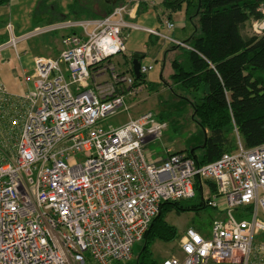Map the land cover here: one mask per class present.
Wrapping results in <instances>:
<instances>
[{"label": "built area", "instance_id": "2783aa9c", "mask_svg": "<svg viewBox=\"0 0 264 264\" xmlns=\"http://www.w3.org/2000/svg\"><path fill=\"white\" fill-rule=\"evenodd\" d=\"M128 8L65 24L81 28L83 36L69 35L56 56L35 58L27 93H10L0 82V264L126 263L162 205L193 199L197 180L205 196V181L216 184L208 204L220 205L224 198L225 215L206 235L187 229L182 256L171 255L163 264H264V245L257 241L264 234V145L249 147L235 126V152L213 163L199 165L172 150L153 160L147 144L162 139L168 128L154 112L114 130L100 126L138 90L132 74L106 65L127 52L130 32L147 30L127 21ZM261 11L263 20L252 24L257 35L264 32V6ZM174 26L166 23L169 30ZM7 30L0 52L17 49L30 36L18 35L12 24ZM152 68L142 63L141 74ZM111 82L113 89L104 94Z\"/></svg>", "mask_w": 264, "mask_h": 264}, {"label": "trees", "instance_id": "16d2710c", "mask_svg": "<svg viewBox=\"0 0 264 264\" xmlns=\"http://www.w3.org/2000/svg\"><path fill=\"white\" fill-rule=\"evenodd\" d=\"M126 4V0H71L67 16H74L76 21L101 20L110 16L116 7ZM263 6L264 0H163L166 17L159 20L162 26L166 19L171 20L182 9L187 16V25L182 31L187 38L184 47L170 44L167 48L166 55L169 53L173 58L169 59L171 67L168 76L165 75L167 62L164 59L162 78L171 91L178 86L189 93H203L191 105L193 121L206 133L204 148H195L187 153L177 152L194 159L199 165L213 163L223 154L235 152V126L240 129L249 147L264 145V32L261 35L247 33L248 26L252 28L254 21L263 20ZM67 16L61 20L68 22L65 20ZM58 23L54 20L48 25ZM6 40L2 38L0 44ZM131 61L125 62L124 65L130 64V69L124 74L131 72L134 76ZM134 79L137 88L147 82L145 74L141 79L135 76ZM148 86L151 90L156 89L154 84ZM160 118L163 120L160 121L166 122L164 116L160 115ZM198 149L201 156L196 154ZM205 185L210 192L208 196L204 195L202 184L197 180L193 199L187 202L169 201L162 205L159 216L152 221L144 236L137 264H163L164 261L155 256L153 247L180 240L179 230L167 221L169 213H200L211 208L218 216L211 221L210 227L224 217L225 209H221V205L208 204L217 192L216 184L205 181ZM196 192L201 201H195ZM243 212L238 209L237 215L243 216ZM210 227L199 224L190 228L206 235ZM134 252L133 248V256ZM130 261L115 264H128Z\"/></svg>", "mask_w": 264, "mask_h": 264}, {"label": "rangeland", "instance_id": "374dc122", "mask_svg": "<svg viewBox=\"0 0 264 264\" xmlns=\"http://www.w3.org/2000/svg\"><path fill=\"white\" fill-rule=\"evenodd\" d=\"M159 3H162L163 0H157ZM71 0H10L0 4V34L4 32L5 26L7 23H13L19 27L21 31H18L19 34L23 36L30 34L36 28L45 29L48 28L50 20L55 16L61 18L60 10L57 6L61 5L65 13H70ZM55 5V7H54ZM54 7V9H53ZM14 25V27H15ZM16 28V27H15ZM79 30V29H78ZM247 33L255 34V29L248 26ZM257 30V28H256ZM183 31L182 29L180 30ZM185 34V32H182ZM50 37V35H43L36 38H30L25 41V45H20V49H27L29 51L28 56H24L27 59L32 57L36 48L40 47L41 44H45V41ZM165 47V46H164ZM168 46L165 48L153 47L150 45L148 52V57L144 61L145 64L153 61L152 70L146 75L147 82L141 87H138L137 92L132 94H127L125 97V107L117 111L114 115L107 117L102 120L100 126L106 130H114L119 128L129 122L132 118L139 116L142 113L152 111L154 112L159 120L161 116L166 118L168 128L164 131V136L160 140H155L148 143L146 149V154H151L153 160H158L165 156L167 150H172L173 152H184L191 151L195 148H200L205 139L206 133L192 118V105L191 102L194 100H199L202 97V91H196L193 93L186 92L178 86L174 87V91H171L167 87L166 82L162 78V69L165 65V51H167ZM163 50L162 52H160ZM8 50L1 51L0 53V82L11 87V77L10 70L7 63L3 61V56L7 53ZM23 53V52H22ZM8 54H10L8 52ZM121 55L115 56L112 58L111 62H106V65L114 67L115 71L118 74H122L120 69L116 68L118 63L123 64ZM170 54L168 53L166 57L167 66L165 68V75L170 74L169 64H170ZM156 61V62H154ZM105 65V66H106ZM9 67V68H8ZM113 69V68H112ZM123 76V75H121ZM120 76V77H121ZM110 75H107L105 78L106 81H110ZM169 79V77L167 78ZM167 81V80H166ZM170 82V81H169ZM171 83V82H170ZM154 84L156 86L155 90H151L148 85ZM113 82L109 83L104 89V94L108 93L107 88L111 86L113 89ZM137 88V87H136ZM118 88L111 90L113 93L117 92ZM163 121V120H162ZM197 155L201 156V150H197ZM195 201H201V197L198 192H196ZM208 196V195H206ZM224 202V198H221ZM220 202V205L223 204ZM217 212L209 208L203 212H172L167 216V221L175 226L179 230V236L189 229L190 227L199 224L203 226L210 227L211 221L214 218H217ZM259 219L264 221V213L260 211ZM211 228V227H210ZM257 241L264 245V234L257 236ZM143 242L136 243L134 250L135 256L128 264H137V257L142 248ZM153 252L157 258L162 262L171 255L178 257L182 256L180 240L163 244L159 243L153 247ZM215 264V263H210Z\"/></svg>", "mask_w": 264, "mask_h": 264}, {"label": "crops", "instance_id": "0c3cea01", "mask_svg": "<svg viewBox=\"0 0 264 264\" xmlns=\"http://www.w3.org/2000/svg\"><path fill=\"white\" fill-rule=\"evenodd\" d=\"M6 1H10V0H5V2ZM126 1L128 2L127 4L129 6L128 9L129 11H131V15L127 16V21L130 23L138 24L143 29L155 30L159 32L160 35L149 33L147 30H137V31L130 32L129 37L126 41L127 52L121 55L120 57L122 58L121 60H123V64L118 63V65H116V68L120 69L121 72L123 73H125V71L128 72V69H130V64L128 65L127 64L124 65V64L127 60L129 61L131 59L133 61V55L135 54L143 55L144 59L142 60V63H144V61H146L145 59L149 55L147 51L149 50L150 45L155 48L160 47L163 49L166 46L169 47L170 44L179 45V43H181L183 44L182 46L184 47V41L187 38L185 34H183L180 30L181 29L183 30V28L186 27L187 25V16L185 14V9H182V11L174 14L171 20L166 19L164 25L162 26L159 20L160 18L166 17V12L164 9L165 7H162L163 1L162 3H159L157 0H154L153 5L149 4L147 0H138V2L136 3H133L135 0H126ZM57 8L60 10V13H62L61 18H57L55 16L49 22L51 23L52 21L56 20V22H59L58 24H56V26L60 28H58L57 30H52V31L47 30V32H41V33H36L35 32L36 30H34L33 32L30 33L29 37H27L26 39H24L22 42L19 43L17 49H13V48L6 49L8 50L10 54H8V52L5 53L3 56V61L7 63V66L10 67L8 68L10 70V77L12 79L11 81L13 82L11 83V87H8V85L4 84L3 82L1 83H3L7 87L10 93H13L16 95L24 94L33 88L32 69L34 67V60L36 57L56 56L65 49V39L67 38V36L73 35V34H76L78 36H83L82 29L79 27H72V26L64 27L65 24H66L65 26H67V24L69 25L71 23H77L79 21H76L74 16L68 17L67 13L64 12V9L61 7V5L57 6ZM163 13L165 14L160 15ZM65 16L68 17L65 19V20H69L68 22H63L64 20H61L62 17H65ZM167 22L175 24L172 30H169L166 27ZM8 24L13 25V23H7L5 26L4 32L0 34V40L2 38L7 39L4 43H6L9 39V34L7 30ZM62 25L63 27H61ZM15 27H16L15 29L17 33L18 31H21L18 26L15 25ZM36 29H40V28H36ZM128 33H129V30L125 29L123 36H126ZM19 35L22 36L23 34H19ZM43 35H50V37L45 41V44H41L40 47L36 48L32 57L28 59L26 57L23 58V54L24 56H28L29 51L27 49L21 50L20 45L24 46L26 43L25 41L29 40L30 38L33 39V38L43 36ZM4 43H2V45ZM162 51L163 50H161L160 52ZM166 57L167 55L165 53V60H166ZM111 61L112 59L110 60V62ZM149 63L153 64V62H149ZM127 74H131V72ZM102 79H98V81H102ZM165 156L162 158H165ZM222 208L223 209L225 208L224 203L221 205V209Z\"/></svg>", "mask_w": 264, "mask_h": 264}, {"label": "water", "instance_id": "95a60500", "mask_svg": "<svg viewBox=\"0 0 264 264\" xmlns=\"http://www.w3.org/2000/svg\"><path fill=\"white\" fill-rule=\"evenodd\" d=\"M144 59L143 55L135 54L133 55V61H132V70L133 74L137 79H141L142 74H141V65H142V60ZM204 148V145L201 146V149ZM193 152V151H192Z\"/></svg>", "mask_w": 264, "mask_h": 264}]
</instances>
